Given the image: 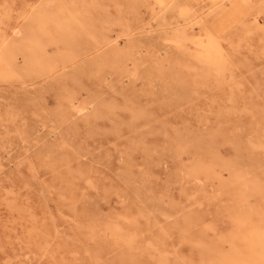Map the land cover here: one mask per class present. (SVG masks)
Returning <instances> with one entry per match:
<instances>
[{
  "label": "rangeland",
  "instance_id": "374dc122",
  "mask_svg": "<svg viewBox=\"0 0 264 264\" xmlns=\"http://www.w3.org/2000/svg\"><path fill=\"white\" fill-rule=\"evenodd\" d=\"M81 1L89 18L62 44L87 47L92 31L107 39L102 49L50 77L0 79V264H131L123 252L144 264H236L264 241V0L223 18L220 3L205 8L211 32L194 67L180 63L193 42L177 48L172 27L154 20L159 0H0V53L35 43L38 8L66 20ZM115 44L134 53L127 70L137 63L139 74L84 66ZM212 159L225 166L215 175L188 172ZM246 179L259 181L244 197ZM120 233L135 236L132 247Z\"/></svg>",
  "mask_w": 264,
  "mask_h": 264
},
{
  "label": "bare ground",
  "instance_id": "6f19581e",
  "mask_svg": "<svg viewBox=\"0 0 264 264\" xmlns=\"http://www.w3.org/2000/svg\"><path fill=\"white\" fill-rule=\"evenodd\" d=\"M158 2L160 4H163V5H161L160 9L154 14V16H153L154 20L158 19L162 25H166V26H168V28L172 27L171 28V29H173L172 33L173 32L176 33V42L179 44V46L177 48L186 49V48H188L187 42H189V41L193 42V44L195 46L194 54H191V55L189 54L190 58L188 57L189 56L188 55L187 58H185V59L183 58L184 60L180 61V63L182 64V66L185 65V66L194 67L197 65V61L195 58H199V53L202 51L203 48L207 47V44H206L207 43V33L211 32V29H209L206 26L207 22H208L207 19L211 15V13L208 12L205 14L204 9L207 7L211 8V7L216 6L220 3L219 14L223 18V17L231 16L234 11L238 12L241 9H244L246 7L247 3L249 2V0H210V3L205 5V7L203 8L202 11H193L192 0H182L180 3H176V4H174V0H168L166 2H165V0H159ZM228 3H229V6L233 5L234 9L230 10V8H226ZM80 5H81V10L78 12L79 14L73 13V11L69 12L68 18L66 20L63 19L62 15H61V11L57 8H51L47 5H44L43 7L38 8L33 13V18H32V23L35 25L36 29L29 36L31 39L35 40V43L34 44L24 43L22 45L19 42H14L13 44L8 46L7 48H4L1 51L0 61L6 63V68L4 70L0 71V79L1 78H7L10 76L12 77V75L14 73H15L14 77H16V76L20 77L23 74H28L30 72H36V73L40 74V76L50 77V76L55 75L57 72H59L61 70L67 69L70 65H74L77 61H80L83 57L86 58L90 54L95 53V52L99 51L100 49H102V47L105 46V41L107 39L97 37L96 33L94 34L92 31L90 33L86 32L85 34L88 36V38H87L88 40H89V38H93L95 40V42L88 44L87 47H84L82 49H80V48L77 49V46H76L75 49L69 50V49L65 48L64 45L62 44V39L64 38V35L67 32L72 31L74 28H77L78 26L85 25L87 19L89 18V15L86 14V9H85L86 6L83 3V1L80 2ZM83 7H84V9H83ZM168 11L171 13L173 11H175V13H177L180 17L182 16L181 18H183V19H181L179 17V19L172 22L171 18H175V17L173 16L171 18H168L167 17ZM157 15H159V16H157ZM157 17H159V18H157ZM176 17H178V16L176 15ZM180 19L183 21H181ZM153 26L151 24L149 26H146V28L149 27L151 29ZM198 26H200L199 32H202L203 36H202V38L199 36L200 38L198 37L197 39H194L191 37V35L188 33V31L189 30L194 31L195 28ZM89 29H90V27H89ZM253 30H254L253 28L248 27V29H247L248 32H246V33L252 32ZM50 46L55 47V51L53 53L49 52ZM166 55L164 54V56H166ZM20 57L23 58L24 63H25V65L23 67L19 66V63H18V60ZM133 59H134V53L130 49L123 48V46L115 44L109 50L103 52L102 54H100L96 58H92L89 61L85 62L84 66L90 67V69L93 72L98 74L104 69V67L106 65L110 64V65L114 66V68L117 71L121 72V74L126 72V73H129L130 75H137V74H139V68L137 66V63H136V66H133V67H135V69L127 70L128 62L129 61L131 62ZM134 65H135V63H134ZM140 65H141V63H140ZM147 66H148V63H147ZM156 72H157V70H156ZM166 73H168V72H166ZM166 73H165V75L168 76ZM61 74H66V72H62ZM144 74H145V72H144ZM157 74H158V72H157ZM156 75H155V78H156ZM163 75H164V73H163ZM172 77L174 78L175 84L179 88H182V90H186V89L188 90L187 85L182 81L183 77H182L181 72H175V70H174L172 72ZM167 78H170V77H167ZM150 81L151 80H149V82ZM23 85H25V83H23ZM38 94H40V93H38ZM98 104H99V102H98ZM101 105H103V104H101ZM95 106H97V105H95ZM93 108H94V106H93ZM84 109L85 108H81V110L79 109V112H82ZM83 113H81V115H83ZM66 156H68V154H63V157H64L63 159H65ZM52 159L55 162L58 160L59 161L61 160V159H58L57 157L52 158ZM216 165H219L221 168L225 167L223 164H220L219 162H217L216 159H212L210 162H206V163H199L198 162L196 164H193L191 167H189L188 172L191 175L195 176L196 178L202 174H204L206 176H213V175H215L214 167ZM217 167H215V168H217ZM31 169H33V168L31 167ZM217 173H218V171H217ZM234 176H235V178H234L235 182L237 180H242L245 177V175H240V174H234ZM255 180L259 181L257 179H254V180L248 179L246 181L245 188H244L245 189V196L243 195L244 197H246L249 193H252L256 189L257 182ZM259 183H261V185L264 188V181H260ZM237 184H235V186ZM238 196H240V195H238ZM240 198H241V196H240ZM183 218H184L183 222L190 224V225L192 224V219H193L192 214H190V213L183 214ZM118 236H119V240L125 241L126 245H129L132 247L133 242L135 241L134 235L131 236V235H127L126 233L125 234L120 233ZM232 255H233V257L235 256V254H232ZM120 260H121V262L125 261V263L130 262L131 264H144L143 261H140L137 258L133 257L130 253L127 254V253L123 252L120 256ZM236 264H264V241H257L256 240L255 247L253 248V250L250 253H248L247 256H245V258L241 259Z\"/></svg>",
  "mask_w": 264,
  "mask_h": 264
}]
</instances>
